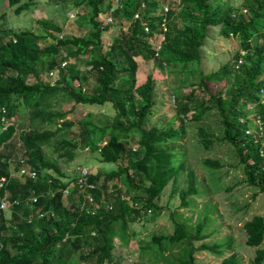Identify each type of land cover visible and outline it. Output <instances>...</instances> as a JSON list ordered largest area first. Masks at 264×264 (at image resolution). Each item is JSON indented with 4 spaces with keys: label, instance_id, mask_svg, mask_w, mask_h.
<instances>
[{
    "label": "trees",
    "instance_id": "1",
    "mask_svg": "<svg viewBox=\"0 0 264 264\" xmlns=\"http://www.w3.org/2000/svg\"><path fill=\"white\" fill-rule=\"evenodd\" d=\"M121 1L123 8L112 11L114 0H83L90 11L92 30L88 38L76 35L58 39L53 32L62 33L63 29L46 20L41 22L46 28L43 34L6 31L5 16L0 15V179H7L1 191H7L18 203L9 220L0 221L5 249L0 264H118L114 253L118 245L130 242L131 224L164 210L160 203L168 188L174 189L171 196L179 192L181 199L180 208L170 211L173 234L154 235L140 247V263L198 264L196 254L208 253L222 259L221 264H241L231 253L234 239L227 236L215 240L212 235L220 228L214 206L205 204V212L211 215L199 218L196 225L189 224L191 219L181 212L195 205L196 198L208 196L209 191L199 186L187 153L171 141L183 135L189 123L202 122L216 109L222 119L221 141L234 148L246 184L264 195V0H242L239 7L229 0L226 5L220 3L227 0ZM8 2L16 8V15L32 6V0ZM137 13L140 19H135ZM110 16L112 23L107 22ZM164 20L167 33L162 28ZM115 26L120 33L106 42L104 50L105 33ZM216 26L225 39L237 37L239 50L217 71L189 72L188 66L201 61L208 29ZM162 35L166 39L158 56ZM47 39L55 43L45 44ZM63 61H67L64 68ZM158 61L180 65L187 73L199 72L190 93L184 88L174 92L178 128L172 124L145 126L155 105L157 78L153 68ZM53 71L59 73L56 83L40 76ZM68 101L111 105L115 117L106 125L66 120L72 111L55 110V103L62 106ZM25 112L34 131L20 135L22 151L38 177L21 182L12 176L21 164L13 160L9 150L17 134L15 122ZM47 125L55 129L44 128ZM213 137L204 128L198 131L203 149L211 147ZM53 142L58 152L63 151L60 158L73 161L79 148L90 149L100 153L103 163L117 167L105 174L91 173L88 182L96 185L94 205L87 204L76 190L67 199L64 192L76 179L67 181L46 157L44 148ZM203 164L212 172L221 166L212 159H204ZM183 176L187 187L178 190ZM32 195L37 201L30 205ZM51 212L54 216L39 218ZM244 231L246 245L257 250L252 264H263L264 249L260 247L264 244V217L247 221Z\"/></svg>",
    "mask_w": 264,
    "mask_h": 264
},
{
    "label": "rangeland",
    "instance_id": "2",
    "mask_svg": "<svg viewBox=\"0 0 264 264\" xmlns=\"http://www.w3.org/2000/svg\"><path fill=\"white\" fill-rule=\"evenodd\" d=\"M28 1L24 0V2ZM229 1L236 7H239L242 3V0ZM229 1H221L220 4L226 5ZM31 4L32 6L27 11L21 15H16V8H11L8 0H0V15L5 16L4 29L6 31L32 30L43 34L46 32V28L41 25V22L46 20L63 29L62 33L53 32L58 39L76 35L90 37L92 30L89 23L90 11L86 8L83 0H32ZM119 33V28L116 26L105 33L104 50L106 49V42H111ZM53 43L55 41L52 39L45 41V44ZM239 48L237 37L225 39L220 34L219 26L211 27L208 29V37L205 39L201 50V61L198 65L188 66L187 70L189 72L198 70L204 74L217 71L222 65L231 60ZM82 58L85 60L87 57L83 56ZM152 67L153 65L148 67L149 71ZM182 68L180 65L179 67L171 64L165 65L161 61L155 63V68H153V73L157 78L154 91L155 105L151 109L149 121L145 124L147 128L154 125L166 127L169 124L176 128L180 126V122L177 120L179 114L178 99L175 97L174 92L180 93V88H184L185 93H190L192 89L190 85L195 84L199 76V72L187 73L186 68ZM40 76L45 81L56 83L59 73L56 72L54 76L44 73ZM91 82L93 85V81ZM55 110L72 111V114H69L66 120H74L76 123L79 120H84L93 124L106 125L115 117V111L111 105H76V103L68 101L62 103V106L59 105V102L55 103ZM19 120L15 122L17 134L12 141L14 143L13 149L9 150L10 154H13L15 162L23 154L20 135L34 131L26 112L22 114ZM77 125L72 129L74 133L78 130ZM44 128L53 127L47 125ZM200 128L214 134L213 144L208 150L203 149L199 144L198 131ZM222 136V119L218 111L213 109L205 115L202 122L189 123L185 133L171 141L172 145L181 146V150L187 153L188 165L196 171L199 186L203 185L205 187L203 189L208 188L209 191L208 196L196 198L195 205L193 204L189 209H182L181 212L184 213V217L191 219L189 224L196 225L199 218L202 219L204 215H211L205 212V204L208 203V205L214 206L216 209L214 216L218 218L216 225L220 226L212 234L215 237L214 239L222 240L227 236H231L234 239V250L231 253L238 256L241 264H252L257 250L246 245L247 236L244 231V224L255 216L264 217V195L246 184L244 168L239 163L234 148L229 143L221 141ZM56 144V142H53L51 145L46 146L44 151L46 157L54 162L61 172L67 176V181L73 178L76 179L79 166L86 167L93 175L109 173L117 168L113 164L103 163L100 153L92 152L90 149L79 148L73 161L60 158L59 154L63 151L58 152ZM133 147L136 149L137 146L134 145ZM204 159L218 161L221 166L217 171L212 172L204 166ZM122 162L125 163L126 160L124 159ZM188 172L185 176L188 175ZM185 176L181 178L177 187L178 190L187 187L184 181ZM172 189L168 188L165 191L160 203L165 208L164 210L156 215L149 214L142 222L131 224L130 233L132 237L130 242L125 245H118L114 253L115 261L118 264H141L137 256L140 247L149 243L154 235L173 234L170 211L180 208L181 199L179 192L171 196ZM66 197L68 199L69 195ZM201 211L204 212L201 213ZM260 248L264 249V244ZM228 256L229 254L226 253L225 257ZM196 258L198 264H221L222 262V259L216 255L208 253H197ZM78 264H82V262Z\"/></svg>",
    "mask_w": 264,
    "mask_h": 264
},
{
    "label": "built area",
    "instance_id": "3",
    "mask_svg": "<svg viewBox=\"0 0 264 264\" xmlns=\"http://www.w3.org/2000/svg\"><path fill=\"white\" fill-rule=\"evenodd\" d=\"M123 6L124 5H123L121 0H114V7H113L112 11H115L118 8L122 9ZM142 8H145V4H142ZM168 11H169V7L165 6V12L167 13ZM140 17L141 16H140L139 13H137L135 15V19H140ZM107 22H109V23L113 22V19H112L111 16L107 19ZM162 28L164 30L163 32L167 33L168 29H167V26H166V20H164V23L162 24ZM145 32L146 33L150 32V28H149L148 25H145ZM165 39H166L165 35H162L160 37V41H158V46H157V55L158 56L160 54V51H161V48H162V44H163V42H165ZM240 63H242V62H240ZM66 66H67V61H63L62 62V67L64 68ZM55 74H56V72L53 71V72L50 73V76H54ZM243 122H244V120H243ZM24 162H25V160L22 159V163H24ZM22 173H24V171ZM31 175H32L33 178L37 177V174L35 172H32ZM76 176L77 177H76V180H75L73 186H71V188L66 189L65 190V194L67 196L71 195L73 190H76L77 193H79L80 195H82L85 198L87 204H89L90 206L94 205L95 199H94V193L93 192L96 190V185L93 184V183L88 182L89 177L91 176V172H89L86 167L79 166L78 169H77Z\"/></svg>",
    "mask_w": 264,
    "mask_h": 264
},
{
    "label": "clouds",
    "instance_id": "4",
    "mask_svg": "<svg viewBox=\"0 0 264 264\" xmlns=\"http://www.w3.org/2000/svg\"><path fill=\"white\" fill-rule=\"evenodd\" d=\"M4 118L2 119L3 122L6 121ZM6 129H7V124H5V127H4V130H6ZM24 153L25 152H23V154L20 156L21 158H19L16 161V162H19L21 164L20 165V169L18 171H16V172L15 171H12V176L17 177L18 179H20L21 182H25L26 178H28V177L31 178V179H33V180H36L38 176L36 178H33L32 177L31 174L34 171H31L30 170V167L27 164V158H26V156H24ZM22 159L25 160L24 163H22ZM23 171H24V173H22ZM6 182H7V179L5 177H3V178L0 179V191L5 188V183ZM29 201H30V205L36 203L37 197H35V196L32 195L30 197ZM17 204H18L17 201L16 200L15 201L12 200L11 195L7 191H1L0 192V221L2 219H6V220L8 219L9 220L10 215H11V213L13 211L12 209H13V207L15 205L18 206ZM49 214H51L52 216H54V213L53 212L46 213V214L43 213V214H40L39 215V218H44L45 216H47ZM31 222H32V219L30 218V223ZM10 241H12V240H10ZM4 250H5L4 249V244L0 240V258L3 256Z\"/></svg>",
    "mask_w": 264,
    "mask_h": 264
}]
</instances>
